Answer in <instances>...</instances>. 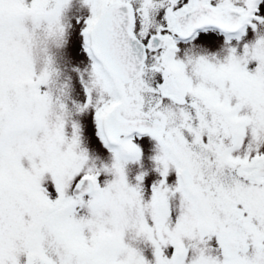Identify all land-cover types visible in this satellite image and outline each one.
I'll list each match as a JSON object with an SVG mask.
<instances>
[{
	"label": "snow or ice",
	"instance_id": "6c2138e0",
	"mask_svg": "<svg viewBox=\"0 0 264 264\" xmlns=\"http://www.w3.org/2000/svg\"><path fill=\"white\" fill-rule=\"evenodd\" d=\"M0 264H264V0H0Z\"/></svg>",
	"mask_w": 264,
	"mask_h": 264
}]
</instances>
